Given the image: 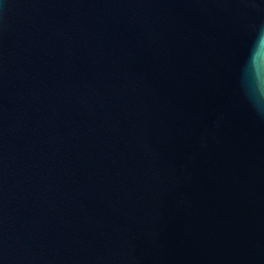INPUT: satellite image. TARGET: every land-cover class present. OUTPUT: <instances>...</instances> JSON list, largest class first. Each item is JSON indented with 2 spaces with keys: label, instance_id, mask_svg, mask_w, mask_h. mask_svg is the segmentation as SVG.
<instances>
[{
  "label": "water",
  "instance_id": "1",
  "mask_svg": "<svg viewBox=\"0 0 264 264\" xmlns=\"http://www.w3.org/2000/svg\"><path fill=\"white\" fill-rule=\"evenodd\" d=\"M262 53L264 0H0V264H264Z\"/></svg>",
  "mask_w": 264,
  "mask_h": 264
},
{
  "label": "clouds",
  "instance_id": "2",
  "mask_svg": "<svg viewBox=\"0 0 264 264\" xmlns=\"http://www.w3.org/2000/svg\"><path fill=\"white\" fill-rule=\"evenodd\" d=\"M258 51H261V50H259V48L257 47V52H258ZM262 54H264V53H262ZM256 55H257V53H256V54H254V56H253V57H254V58H256Z\"/></svg>",
  "mask_w": 264,
  "mask_h": 264
}]
</instances>
